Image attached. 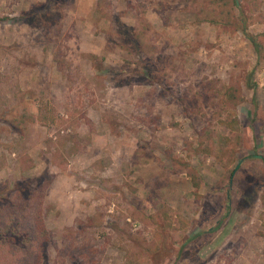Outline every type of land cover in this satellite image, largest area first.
<instances>
[{"label":"rangeland","instance_id":"374dc122","mask_svg":"<svg viewBox=\"0 0 264 264\" xmlns=\"http://www.w3.org/2000/svg\"><path fill=\"white\" fill-rule=\"evenodd\" d=\"M234 4L0 0V204L40 192L42 264H264V0Z\"/></svg>","mask_w":264,"mask_h":264},{"label":"trees","instance_id":"16d2710c","mask_svg":"<svg viewBox=\"0 0 264 264\" xmlns=\"http://www.w3.org/2000/svg\"><path fill=\"white\" fill-rule=\"evenodd\" d=\"M221 1L227 10L226 14H229L235 0ZM239 12L245 24V14L241 9ZM249 39L256 52L260 53L259 42L255 38ZM56 117L48 111L39 121L44 125H69L67 119ZM16 192L15 200L4 198L6 204H0V264H42L45 259V244L50 241V232L45 223L43 197L38 190L18 189ZM226 200H230L229 195Z\"/></svg>","mask_w":264,"mask_h":264}]
</instances>
